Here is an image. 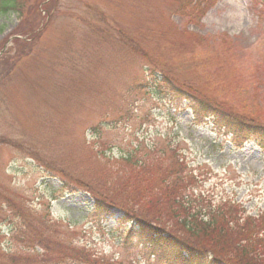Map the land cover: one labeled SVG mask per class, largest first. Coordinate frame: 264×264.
Masks as SVG:
<instances>
[{
  "label": "rangeland",
  "instance_id": "1",
  "mask_svg": "<svg viewBox=\"0 0 264 264\" xmlns=\"http://www.w3.org/2000/svg\"><path fill=\"white\" fill-rule=\"evenodd\" d=\"M19 1L0 15V264H164L118 215L189 234L162 192L174 148L187 200L264 208V139L217 131L264 123V0Z\"/></svg>",
  "mask_w": 264,
  "mask_h": 264
},
{
  "label": "trees",
  "instance_id": "2",
  "mask_svg": "<svg viewBox=\"0 0 264 264\" xmlns=\"http://www.w3.org/2000/svg\"><path fill=\"white\" fill-rule=\"evenodd\" d=\"M19 0H0V15L18 14ZM202 10V8H200ZM157 77V76H156ZM154 78V77H153ZM157 85L170 80L164 75L163 81L154 79ZM172 89L180 94L183 89L172 85ZM207 109L206 107H202ZM208 110V109H207ZM219 117L229 115L217 110H211ZM199 119L198 117H196ZM226 131L232 134V140L239 143L255 136H264V123L241 119H227L223 123ZM177 164L170 169L168 192L164 196L170 198V218L176 219L179 226L188 231V235L168 232L160 223L150 222L144 217L124 212L125 219H130L124 239L138 237L140 243L173 248V253L163 254L167 264H264V211L256 215H244L237 205L221 202L211 207L209 201L202 197L187 200L183 192L196 178L183 172L185 164L174 151ZM14 204L13 201L10 202ZM205 207L202 213L201 207ZM113 205L104 200H97L98 211L110 214ZM21 216H27L25 208L19 209ZM205 216V217H203ZM123 220V218H120ZM124 219V220H125ZM184 251V253H182ZM207 257L209 262L204 259Z\"/></svg>",
  "mask_w": 264,
  "mask_h": 264
}]
</instances>
